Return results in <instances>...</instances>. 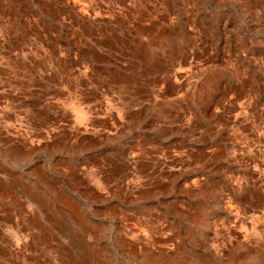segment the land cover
I'll return each instance as SVG.
<instances>
[{"label": "rangeland", "instance_id": "1", "mask_svg": "<svg viewBox=\"0 0 264 264\" xmlns=\"http://www.w3.org/2000/svg\"><path fill=\"white\" fill-rule=\"evenodd\" d=\"M0 264H264V0H0Z\"/></svg>", "mask_w": 264, "mask_h": 264}]
</instances>
